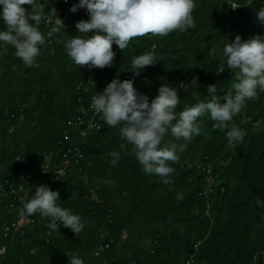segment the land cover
<instances>
[{
    "label": "trees",
    "instance_id": "obj_1",
    "mask_svg": "<svg viewBox=\"0 0 264 264\" xmlns=\"http://www.w3.org/2000/svg\"><path fill=\"white\" fill-rule=\"evenodd\" d=\"M36 3L45 15L61 10L66 28L46 38L36 60L39 67L25 66L11 45L0 44V184L9 180L30 192L49 182L44 163L60 161L59 142L67 135L72 141L82 140L68 125L79 108L129 72L132 58L149 51L153 43L161 60L143 71L135 87L151 101L160 86L169 84L178 90L180 112L210 100L208 85L216 84L220 97L234 94L235 73L226 66L217 74L223 47L237 35L244 40L251 32L264 35L257 19L264 0H194V28L136 37L123 51L113 44L119 54L112 66L90 69L74 64L62 43L81 34L75 27L78 21L90 19L86 9L69 10L79 0ZM233 4L238 8L232 9ZM23 7L32 11L31 5ZM39 29L45 35L50 30L43 19ZM0 30H7L2 20ZM185 73L192 76L181 87ZM198 120L201 134L178 152V161L168 162L174 171L166 184L144 173L132 145L121 137L120 126L105 124L92 132L85 160L71 166L51 188L60 193L57 203L80 217L83 230L76 234L61 226L49 236L50 218L38 217L15 238L0 233V264H68V255H77L84 264H187L192 256V264H264V207L256 203L264 200V91L247 100L229 123V128L235 125L246 133L242 142L229 146L227 129L219 130L209 114ZM166 142L185 143L170 133L162 143ZM112 151L120 153L116 166L111 164ZM206 158L218 175L217 194L210 198L201 195L209 178L195 165H187ZM10 202L8 196L0 202L3 225L14 221ZM111 240L110 249L95 257L98 247Z\"/></svg>",
    "mask_w": 264,
    "mask_h": 264
},
{
    "label": "clouds",
    "instance_id": "obj_2",
    "mask_svg": "<svg viewBox=\"0 0 264 264\" xmlns=\"http://www.w3.org/2000/svg\"><path fill=\"white\" fill-rule=\"evenodd\" d=\"M23 5H31L32 11L28 12ZM0 7V20L7 28L0 30V44L11 45L25 66L39 67L36 60L46 38L51 39L61 29H66L63 20L53 9L50 13L55 16V26L45 35L39 25L42 19L48 23L51 20L36 0H0ZM194 7V0H79L69 10L76 13L79 9H86L90 19L78 21L75 27L81 34L62 43L74 64L103 69L113 64L116 55L113 44L123 51L136 37L147 34L167 36L176 30L183 32L194 28ZM231 8L238 7L233 4ZM257 19L264 25V6L258 10ZM90 31L94 32L91 36L88 35ZM57 43L61 41L57 40ZM155 47L153 44L151 50L132 58L130 66L135 76L139 77L147 67L161 60ZM222 56L223 63L217 67V74L223 73L226 66L235 73V93L220 97L217 85H208L210 100L198 102L180 112L176 111L181 102L178 90L167 83L158 88V94L150 101L147 95L137 90L134 80L121 81L117 77L102 94L96 93L92 97V109L102 115L107 126H120L121 137L132 145L145 174L159 176L163 183H168L166 178L174 171L168 162L178 161V152L185 150L193 136L201 134L198 118L205 114L210 115L219 130L227 129L229 146L243 141L246 133L235 125L229 128V123L247 100L256 98L258 90L264 91V35L255 34L247 40L237 35L234 41L223 47ZM168 133L176 141L185 143H162ZM109 155L113 157L111 164L116 166L120 153L112 151ZM58 200H61L59 191L39 185L32 198L23 204V210L29 216L38 212L42 217L50 218L48 226L52 230L60 229L62 225L78 234L84 223L71 210L61 207ZM256 203L264 207V200L257 199ZM68 257V264H84L77 255Z\"/></svg>",
    "mask_w": 264,
    "mask_h": 264
},
{
    "label": "built area",
    "instance_id": "obj_3",
    "mask_svg": "<svg viewBox=\"0 0 264 264\" xmlns=\"http://www.w3.org/2000/svg\"><path fill=\"white\" fill-rule=\"evenodd\" d=\"M65 3H68V0ZM55 12L57 16L61 18L64 22V14L62 13V11L55 10ZM45 16L51 20V23H48L45 20H43L44 25L47 28H51L52 26H55V16L53 14L45 15ZM255 34H261V31L251 32L247 34L245 40L251 38ZM153 44H155L156 46L155 47V53H156L157 45L156 43ZM115 54L116 55L119 54L118 49L115 50ZM142 74L139 77H137L135 76L134 71L130 70L129 72L118 77L121 81L128 79L134 80L136 85L140 81ZM191 76L192 74L185 73L184 74L185 81H183L181 85L184 86L186 80H189ZM198 78L199 76L197 75L194 78V80H197ZM91 103L92 101L88 105H82L79 108L77 117L72 121H69L68 123L69 127L75 130L76 134L79 135L82 140L79 141L78 143L72 141L70 135L65 136V141L59 142V146H60L59 155L61 156L60 161L55 162V164H53L51 160H46L44 163L43 175L49 178V182L46 185L49 186L50 188H52L53 187L52 185L58 182V180L61 177L67 174V171L71 166L80 165L85 160L86 140L88 136L92 132H94L95 130L101 128L106 124L105 122H103L102 115L97 114L92 109ZM187 165L189 166L195 165L198 171L204 173L209 178V184L206 187V189L201 193L202 196L206 198H210L212 195L214 196L215 194H217L218 175L215 174L213 161L206 158L204 161L196 162L194 164L187 162ZM34 191L30 192V190L27 189L24 185L20 184L17 186L15 183L9 180H7L5 183L0 184V202L3 201L4 196L5 197L8 196L9 199L11 200L10 211L14 213V219H13L14 221L5 225L0 223V233H2L5 238L7 237L15 238L19 234H24L25 229L33 225L38 219V217H41V215L38 212L34 215L29 216L23 210V204L32 198ZM223 191L224 189H222V192ZM206 214L210 215L209 206ZM55 231L56 230L50 229L47 234L50 236L51 233ZM104 238H105V234L102 232L101 239ZM112 243L113 240L101 244L98 247L97 251L95 252V257L100 258L103 252L110 249ZM198 246L199 244L195 246L196 250ZM260 255H262V258L264 259V252L260 253ZM257 257L258 254L255 257V260L257 259ZM193 262H194V256L190 258L187 264H192ZM101 264H106V263L101 262Z\"/></svg>",
    "mask_w": 264,
    "mask_h": 264
}]
</instances>
